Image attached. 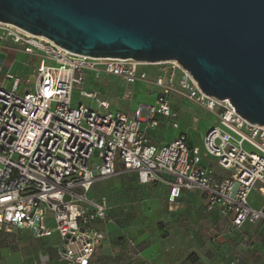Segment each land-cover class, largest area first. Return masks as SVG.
<instances>
[{
  "label": "built area",
  "instance_id": "built-area-1",
  "mask_svg": "<svg viewBox=\"0 0 264 264\" xmlns=\"http://www.w3.org/2000/svg\"><path fill=\"white\" fill-rule=\"evenodd\" d=\"M2 46L31 57L36 66L29 84L3 72L0 61V228L35 239L56 235L59 262L89 264L104 240L95 223L113 221L107 199L90 197L93 185L126 173L143 186L167 185L170 205L184 193H198L204 212L227 219L233 230L264 227V201L259 208L249 202L253 191L264 200V126L250 124L228 99L204 94L177 61L91 58L0 22ZM146 66L153 67L152 76ZM86 72L121 79L127 102L134 84L152 86L154 102L129 112L112 110L98 92L84 90ZM74 91L97 108L73 106ZM172 95L215 115L216 123L202 138L203 152L186 134L164 145L149 139L158 117L177 128Z\"/></svg>",
  "mask_w": 264,
  "mask_h": 264
},
{
  "label": "water",
  "instance_id": "water-1",
  "mask_svg": "<svg viewBox=\"0 0 264 264\" xmlns=\"http://www.w3.org/2000/svg\"><path fill=\"white\" fill-rule=\"evenodd\" d=\"M0 22L91 58L175 60L264 126V0H0Z\"/></svg>",
  "mask_w": 264,
  "mask_h": 264
},
{
  "label": "crops",
  "instance_id": "crops-1",
  "mask_svg": "<svg viewBox=\"0 0 264 264\" xmlns=\"http://www.w3.org/2000/svg\"><path fill=\"white\" fill-rule=\"evenodd\" d=\"M15 54L23 53L15 52L7 46L0 47L3 72H10L12 63L7 62L10 61L7 56L12 58ZM101 77L105 76L95 78L92 73L86 72L84 90L89 91L87 84H90L91 80L99 85L97 80ZM105 78L110 79L111 76ZM112 78L107 89L115 92L120 89L121 92L117 95L122 99L125 85L121 79ZM137 92H140L139 89ZM150 93H155V98L156 91ZM101 96L106 99L105 94L102 93ZM179 99L185 100L177 95H172L170 98L171 107L177 113V118L180 110L174 106ZM109 103L112 107L113 104ZM165 120L169 121L158 117V123ZM154 132L152 129L147 134L157 145H164L174 139L162 141L164 138L159 139ZM189 141L195 145L190 139ZM150 188L138 184L133 173H126L108 181H98L93 185L90 196L96 200L103 197L107 199L112 207L109 216L113 222L95 223V227L104 233V240L91 257L89 264H264V251L260 245H257L255 250L241 245V242L255 241L254 236L261 235L264 238L262 225H246L241 230H233L226 219V222L223 220L225 232L221 233L217 226L209 224L205 230L208 236V244L205 245L199 242L196 235L185 231L179 219L181 213L186 212L187 209L198 208L203 204L200 195L196 192L184 193L175 204L170 205L166 202L168 187L163 184L159 188L162 192L160 202L153 207L149 201L152 195ZM139 199L142 200L141 206L137 204ZM152 208L156 209L153 211ZM147 211L152 213L150 218L146 216ZM208 215H213V218L220 216L217 213ZM159 224L164 234L157 231ZM238 242L239 245L236 244ZM56 243V235L35 239L30 234L15 228L2 227L0 228V264H64L56 257ZM213 245H220V251L213 248Z\"/></svg>",
  "mask_w": 264,
  "mask_h": 264
},
{
  "label": "rangeland",
  "instance_id": "rangeland-1",
  "mask_svg": "<svg viewBox=\"0 0 264 264\" xmlns=\"http://www.w3.org/2000/svg\"><path fill=\"white\" fill-rule=\"evenodd\" d=\"M7 58L10 59V61L7 60V62L12 63L10 68V73L18 76L19 78H25L28 80L29 84H33L34 77L32 75V71H33V67L36 66V64H32V58L25 54H15L14 57L11 58L7 56ZM28 63H30V66H27ZM144 70L148 72L150 76L153 75V71H154L153 67L146 66L144 67ZM111 79L113 78L111 77L109 79V78L101 77L99 80H97L99 85L96 82H94V80H91V83L87 84V88L89 91L94 90L96 92H99V94L101 95L102 93L105 94V98L113 104L111 107L112 110L129 112V111H133L138 105L150 106L153 104L155 99L154 98L155 93H150V92L156 91L154 87L152 86L149 87L144 84H134L133 86H131L132 89L131 101L127 102V101H123L120 98V96L117 95L121 92L120 89L116 90V92L114 90L107 89L108 83L111 82L110 81ZM103 83L106 88L104 87ZM5 86L9 88L10 83H7ZM25 86L26 84L22 83L21 89H24ZM138 89L140 91L139 93L137 92ZM101 95L100 97L103 99ZM79 103H83L86 106H90L92 109L97 108V104L94 101L81 99L78 96V91H74L72 94V105L76 106ZM174 107L175 108L178 107L180 110V114L178 118L176 120H173V122L177 124V128H173L171 122L165 120L164 122L158 123V126L154 128L155 131L154 134H156V137H159V139L164 138L162 139V141L163 140L168 141L170 139H173L177 137L179 134H186L188 138L201 149V152H203L202 138L206 130L216 123L215 115L211 112L202 109L201 107L197 106L192 102L182 99L176 101ZM247 149L249 148L247 147ZM211 160L216 166V160L214 159ZM215 170L219 172V169L217 167L215 168ZM119 177H114V178H119ZM162 185L163 184H160L157 187L150 188L152 189V195L149 201L153 207H156L160 202L159 200L161 198L162 192L159 188L162 187ZM139 200L137 201V204L141 206L142 200L140 201ZM201 201L203 203L202 199ZM263 201H264L263 198H261L255 191H253L249 197V202L254 207H261L263 205ZM202 205L200 204L198 208L193 207L187 209L186 212L181 213L179 219L181 220L182 228L185 231H187L188 233H193L194 235L197 236L199 242L204 243L206 245L208 244V239H207L208 236L207 234H205L206 233L205 230H207L208 225L214 224L215 226H217L218 231L223 233L225 232V223H223V220H225V222L227 220L221 216L219 217L214 216V218L213 215L209 216L207 213L204 212ZM155 209L156 208H152L153 211ZM146 216L150 218L152 216V213L150 211H147ZM211 219L213 220V222H211ZM162 229L163 228L161 227V224H159V228L157 229V231L161 232V234H164L165 232H162L161 231ZM254 238L255 241L249 240L247 243L241 242V245L249 246L254 250L257 245H260L264 251V238L261 235L254 236ZM236 244L239 245V242ZM213 248H215L217 251H220L221 246L213 245Z\"/></svg>",
  "mask_w": 264,
  "mask_h": 264
},
{
  "label": "trees",
  "instance_id": "trees-1",
  "mask_svg": "<svg viewBox=\"0 0 264 264\" xmlns=\"http://www.w3.org/2000/svg\"><path fill=\"white\" fill-rule=\"evenodd\" d=\"M91 197V196H90Z\"/></svg>",
  "mask_w": 264,
  "mask_h": 264
}]
</instances>
